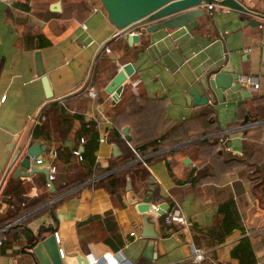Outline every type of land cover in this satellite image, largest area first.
I'll return each instance as SVG.
<instances>
[{
	"label": "crops",
	"instance_id": "obj_1",
	"mask_svg": "<svg viewBox=\"0 0 264 264\" xmlns=\"http://www.w3.org/2000/svg\"><path fill=\"white\" fill-rule=\"evenodd\" d=\"M52 1L0 0V190L18 182L21 193L33 197L48 189L42 171L14 177V162L7 168L21 140L22 146L43 143L30 163H52L55 182L61 183L87 167L71 152L83 147L82 121L91 119L97 135L87 149L91 176L26 212L27 225L54 224L51 210L63 251L88 256L119 251L134 264H264V39L260 25L248 22L253 15L202 2V11L183 24L138 32L123 47L98 0H58L56 9ZM239 2L264 13V0ZM35 50L55 99L46 101ZM124 61L132 70L112 99L104 85ZM220 66L252 76L258 87L246 84L247 96L226 87L217 99L208 77ZM89 86L94 96L86 94ZM191 92L205 99L193 100ZM207 110L216 129L201 133L210 125ZM34 114L37 120L29 122ZM38 120L41 129L31 137ZM250 121L254 124L241 126ZM111 127L118 136L110 135ZM206 135L218 138L221 147H183ZM156 136L163 143L185 138L156 148L143 174L127 168L129 160L120 161L130 145ZM147 190L149 205H177L186 224L166 223L125 198ZM5 208L0 197V212ZM142 216L150 234H142ZM12 229L0 242V264H28L21 250L26 241L21 234L27 232L22 225ZM188 242L208 248L212 261L186 258ZM63 261L77 264L74 255Z\"/></svg>",
	"mask_w": 264,
	"mask_h": 264
},
{
	"label": "water",
	"instance_id": "obj_2",
	"mask_svg": "<svg viewBox=\"0 0 264 264\" xmlns=\"http://www.w3.org/2000/svg\"><path fill=\"white\" fill-rule=\"evenodd\" d=\"M102 8L105 11L106 17L114 25L116 30L114 35H119L122 39V46L129 45L132 41L137 39L138 32L148 31L157 26L172 27L181 25L189 18L200 13L202 8L199 4L204 3H217L226 7L237 8L250 13L248 22L250 24L260 25V36L264 39V13L256 12L246 6H244L238 0H98ZM55 9L58 6V0H54L50 3ZM257 16L258 18L254 17ZM137 26V30L132 28ZM261 58L264 59V43L261 44ZM35 70L39 75L44 96L47 100L55 99L52 97L51 90L48 84L46 74L42 69L38 51L34 52ZM132 70V66L129 61H124L116 69L110 79L105 83L104 90L109 92L112 99L116 98V95L121 87V83L127 74ZM208 83L212 88L217 99L221 98V90L223 88L238 89L242 96L248 95V87L238 81V73L231 70L230 66H220L212 72V75L208 77ZM192 99L204 100V96L194 95L191 92ZM201 100V101H202ZM36 114V113H35ZM35 114L30 118L31 122L35 118ZM121 133L123 137L128 140L129 134L127 133V125H122ZM23 144L21 140L17 147L14 149L7 168L14 162L13 169L11 171L12 176L27 175L33 171H42L50 191L53 190V185L50 177L48 176V166L36 165L30 163V158L35 157L40 150L43 149V143L31 141ZM114 146V144H113ZM5 169V171L7 170ZM4 171V173H5ZM1 182V181H0ZM125 193L127 201L135 202L136 207L140 211H147L153 215H157V211L166 209L167 204H157L155 210L153 205H149L148 199L150 191H145L142 195H128ZM51 217L54 219V224L43 225L39 223L34 229L27 227L26 235L21 234V237L26 238L21 250L27 256L28 264H64L63 257L65 255H74L77 264H88V259L85 255L75 253L73 251H62V255L59 254L57 248V242L54 239L53 231L55 230L56 219L49 210ZM143 219L142 234H150L146 229L145 218ZM147 254L148 253H143Z\"/></svg>",
	"mask_w": 264,
	"mask_h": 264
},
{
	"label": "trees",
	"instance_id": "obj_3",
	"mask_svg": "<svg viewBox=\"0 0 264 264\" xmlns=\"http://www.w3.org/2000/svg\"><path fill=\"white\" fill-rule=\"evenodd\" d=\"M205 114H206L208 121H210V125H208L207 128L203 130L201 133L212 132L213 130L216 129V127L211 125V120H212L211 111L207 110ZM93 125H94V122L91 119L82 121L81 123L82 127H81V132L78 135V139H79V142L82 143L83 147L80 150H78L76 147H74L73 149H76L78 151L80 155V157L78 158L79 161L85 160V162L87 163V167L85 168L84 172H82L75 180H70V181L63 180L61 183H57L55 182V180L57 181L58 178H56V174L54 173V170H53L52 176L50 179L54 183L53 184L54 188L52 191H50L49 189H46L42 195H37L33 197L25 196L24 194L21 193L18 182L13 183L12 186L5 185L0 190V197H4L6 200V208L2 212H0V226L23 215L16 222L10 224L9 226L3 228L0 231V236L2 238L1 241L6 239L8 235L14 234L12 228L14 227L16 228L17 225L18 226L22 225V228L25 230L27 227H30L27 225V220L29 216L25 215L26 212L30 211L32 208H34L38 204L44 202L46 199L52 197V195L74 185L77 182L87 179L91 176L92 172L90 171L89 166L92 161V154L89 152V150L87 152V149L94 147L96 143L97 132L94 129ZM41 126H42V121L40 120L34 123L31 129V132H30L31 137H35L37 135V132L38 130L41 129ZM85 131H89V137L87 139L83 137V132ZM109 133L110 135H112V137L118 136V131L115 127H111ZM160 138L161 137L156 136V137H152L148 141L143 142L139 145H134V146L130 145V150L126 154H122V156L120 157V161L124 162V161L129 160L130 162L128 163L129 166L127 168H130L134 172L139 171L140 173L143 174L144 171H146L143 166L144 164L140 160L135 159V152L133 150H135L137 153L146 154L144 160L148 161L149 158L155 155L154 153H151V154H148V153L154 151L156 148L160 146H163V144H172V143H175L181 140L182 138L184 139L185 137H182L181 139H173L169 143H163ZM184 144H183V147L188 146V145H193V144L194 145L204 144V145H207L209 148L221 147L219 139L217 138L216 140H212L211 135H206V136H202L199 138H195L194 140L184 143ZM175 147L177 146H173L171 149H174ZM73 149L71 152L77 157V155L73 152ZM52 152L53 154H55V151H52ZM112 183L113 182H111L110 180V184ZM160 218L162 219V214H160Z\"/></svg>",
	"mask_w": 264,
	"mask_h": 264
},
{
	"label": "built area",
	"instance_id": "obj_4",
	"mask_svg": "<svg viewBox=\"0 0 264 264\" xmlns=\"http://www.w3.org/2000/svg\"><path fill=\"white\" fill-rule=\"evenodd\" d=\"M1 1H5L8 2L9 0H1ZM239 1V0H238ZM207 8H211L214 5H219L217 3H205ZM226 7V6H224ZM105 50H108L107 45L103 46ZM238 81L242 84H247L249 87H251L252 89H255L258 87V82L256 79H254L252 76L250 75H246V74H239L238 75ZM86 94L89 96H94L95 95V90L92 86H89L86 88ZM42 118V116H41ZM35 120H37L35 118ZM254 124V122L250 121L247 122L246 124H242L241 126L244 125H252ZM99 139H102V136L98 137ZM220 142V141H219ZM224 149H229L228 145H224L223 146ZM135 152V159L140 160L143 164H146V161L144 160L146 154H141V153H137L135 150H133ZM73 152L77 155V157L79 158L80 155L78 153V151L76 149H73ZM154 153V151L148 153L151 154ZM40 158L36 157L34 159L35 162H40ZM54 170V165L50 164L48 165V176L51 178L52 176V171ZM154 209H157V205H153ZM157 214H162V219L164 222L169 223L171 221H175L177 223L180 224H186V219L184 217V215L180 212L179 208L177 207V205L173 204L169 207H167L166 209H161L160 211H157ZM14 221H9L7 223H5L4 225L0 226V231L9 226L11 223H13ZM129 233H133V230L131 229L129 231ZM53 235H54V239L57 242L58 241V237L56 234V231H53ZM1 236H0V241H1ZM57 248H58V252L60 255H62V247L60 245L57 244ZM88 259V264H134L131 260H129L127 257H125L122 253H120L119 251H101L99 252L98 255L95 256H88L87 254L85 255ZM185 257L188 258L190 261H201L204 259H208L210 261H212L208 248L206 247H202V246H197L195 244H193L192 242H188L187 243V250H186V254ZM215 264V263H214Z\"/></svg>",
	"mask_w": 264,
	"mask_h": 264
}]
</instances>
